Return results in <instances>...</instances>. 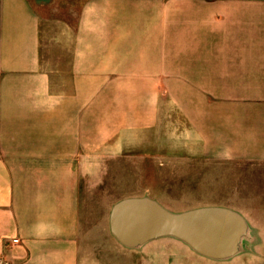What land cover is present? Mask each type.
Masks as SVG:
<instances>
[{"label": "crops", "instance_id": "1", "mask_svg": "<svg viewBox=\"0 0 264 264\" xmlns=\"http://www.w3.org/2000/svg\"><path fill=\"white\" fill-rule=\"evenodd\" d=\"M168 99L264 237V0H0V264H79L81 180Z\"/></svg>", "mask_w": 264, "mask_h": 264}, {"label": "rangeland", "instance_id": "2", "mask_svg": "<svg viewBox=\"0 0 264 264\" xmlns=\"http://www.w3.org/2000/svg\"><path fill=\"white\" fill-rule=\"evenodd\" d=\"M160 118L163 126L135 134L133 150L104 159L100 172L81 180L79 264H264V237L257 236L253 216L255 176L225 167L221 159L193 156L183 135L189 124L169 99ZM127 197H150L170 212L228 207L243 216L245 233L236 252L223 259L203 256L169 235L128 247L109 227L112 206Z\"/></svg>", "mask_w": 264, "mask_h": 264}, {"label": "water", "instance_id": "3", "mask_svg": "<svg viewBox=\"0 0 264 264\" xmlns=\"http://www.w3.org/2000/svg\"><path fill=\"white\" fill-rule=\"evenodd\" d=\"M109 227L116 239L128 247L169 235L183 240L201 255L223 259L236 252L246 223L239 212L228 207L170 212L150 197H127L112 206Z\"/></svg>", "mask_w": 264, "mask_h": 264}]
</instances>
